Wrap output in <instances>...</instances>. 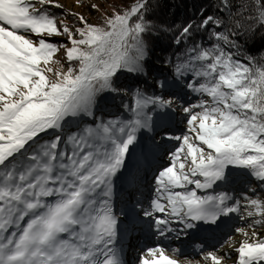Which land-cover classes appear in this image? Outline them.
Wrapping results in <instances>:
<instances>
[{
	"label": "snow or ice",
	"instance_id": "snow-or-ice-1",
	"mask_svg": "<svg viewBox=\"0 0 264 264\" xmlns=\"http://www.w3.org/2000/svg\"><path fill=\"white\" fill-rule=\"evenodd\" d=\"M150 3L134 0L106 13L99 3L75 0L103 19L93 24L70 13L81 25L74 28L50 11L63 8L58 0H0V264H124L116 246L121 217L132 231L157 238L139 264H264V199L228 190L198 194L228 183L233 169L264 186V65L240 56L243 26L228 28L219 7L176 29L172 81L151 85L161 94L137 89L134 104L125 106L130 118L65 130L95 117L106 94H120V74H146L148 41L154 29L164 31L148 18ZM220 5L229 13L244 9L253 33L264 28V0ZM61 50L66 70L55 58ZM188 92L197 103L184 99ZM181 114L186 131L178 136L171 125ZM173 140L179 144L165 150L148 206L133 187L118 215L116 179L127 176L135 186L141 166L146 173ZM234 214L242 226L229 227L215 243L201 238ZM174 242L191 244L199 258Z\"/></svg>",
	"mask_w": 264,
	"mask_h": 264
},
{
	"label": "trees",
	"instance_id": "trees-1",
	"mask_svg": "<svg viewBox=\"0 0 264 264\" xmlns=\"http://www.w3.org/2000/svg\"><path fill=\"white\" fill-rule=\"evenodd\" d=\"M118 1L123 8L134 3V0ZM233 2L237 5L244 4L247 6L249 0H233ZM218 7L223 13V18L228 28H233L237 24L243 26L241 28V32L244 34L240 40L242 45L240 56L245 59L250 58L253 67L264 65V40L261 39V36H264V28H260L253 33L251 29L255 28L256 25L249 21L244 9L237 8L229 13L220 5V0H151L148 18L156 26V29L163 28L164 31L154 29L153 36L148 41L151 52L145 65L146 74L138 76L135 83L127 84L118 81V85L122 90L120 94H117L119 102L123 106L131 104L133 102V94L137 89L147 95H151L150 81L152 79H156L155 81L165 77L171 79L173 68L168 61L170 58L174 59L172 57L174 52L179 51L172 44V37L176 29L188 21L198 22L204 14L216 13ZM237 16H239V19H237ZM201 34L205 36V39L207 38V34H203L202 30ZM156 37L159 38L157 39ZM195 39L199 42L201 35H197ZM188 43L190 44L191 42ZM183 47L182 45L181 48Z\"/></svg>",
	"mask_w": 264,
	"mask_h": 264
},
{
	"label": "rangeland",
	"instance_id": "rangeland-1",
	"mask_svg": "<svg viewBox=\"0 0 264 264\" xmlns=\"http://www.w3.org/2000/svg\"><path fill=\"white\" fill-rule=\"evenodd\" d=\"M58 2L63 5V8L62 9L51 8L50 11H52L55 14V16H56V18L58 20H61L64 23L69 24L70 26H72L74 28H78L81 25L76 22L74 16L69 15L70 13L80 12V13L84 14L87 17V19L89 20L90 23H93V24L98 23V22H100L103 19L102 13L90 10L87 7H83V8L77 7L76 4H75V0H58ZM85 2L86 3H99V4H101L102 11L106 12V13H111L113 11L114 7H118V8H121V9L123 8L118 3L119 2L118 0H85ZM54 42L60 44L61 46L65 45V44H67L69 47L71 46L70 43L67 41V39L65 37H56ZM55 58L58 59V60H61L65 64V70H66L67 62H66V60L64 58L63 50H61L59 53H57ZM53 67L54 68H59V65H53ZM137 79H138V75L129 74L127 72H123L122 74H120L118 81L119 82L121 81L122 83L125 82L127 84H131L132 82L135 83V81ZM157 79H159V78H157ZM155 80L156 79H152L150 81L151 82L150 84L152 85ZM159 80H163V79H159ZM168 80L171 82L172 78L168 79ZM151 85H150L151 95H153V94H157L158 95V94L162 93V90L159 87L153 88V87H151ZM172 90H175V89H172ZM184 99L189 101L192 104H195V103L198 102V100L200 98L196 94H190V92H188V94L186 96H184ZM132 104H134V97H133V102L131 104L129 103V104H126V105H132ZM125 106H123L121 104V102H119L117 94H115V93L106 94L104 100L99 103L97 109L95 110V117L84 118L82 121H73L69 125H66V129L65 130L66 131H69V130L75 131V130H77L78 127H82L85 124H91L93 119H95L97 123L100 122V120L107 121V120L114 119V118L128 119V118L131 117L132 113ZM171 127H172L173 133L175 135L179 136V135L184 134L185 131H186V120H185L184 115L183 114L177 115L175 117ZM47 138H48L47 136L43 137V139H47ZM178 144H179L178 141H174V140L173 141H166L164 146H163V148L160 149L159 152L157 153V156L153 158V159H155L156 162H158L157 163L158 166L156 168L152 167L151 169L150 168L147 169L146 173L149 172L147 180L146 181H145V179L141 180L142 178L138 176L139 177L138 183L140 185H143L144 181L147 183L145 185L147 187V189L145 191L146 195L152 196L155 193V192H152V191H154V188H155V181H154L153 177L157 174V169H159L162 166H165L167 164V156L164 155L165 150H171V149L174 148V146H178ZM134 155H135V153L133 154L132 159H134ZM160 157H163V159H161ZM141 169H142V171L145 172V168L144 167H142ZM235 171H236V175H234V173H233V176H232V178H230V181L228 183H223V184H226L228 186H232V185L235 186L234 184H237L240 181L245 180L239 174L240 173L239 169H233V172H235ZM144 172H142V173H144ZM245 181L248 184H251V183H249L248 180H245ZM253 181L254 180H252L251 182H253ZM146 187H144V188H146ZM189 187L192 188V187H194V185L193 186H189ZM137 188H140V187H137ZM125 189H128V186H126ZM230 190L232 191V188ZM148 191H150V192L147 193ZM198 191H205V193L202 192L201 195L207 194L206 190L201 189V190H198ZM141 193L144 196V193L142 191H140V190H138L136 192V195L137 196L141 195ZM233 194L235 196H237V197H240L241 195L246 194V195L250 196L253 199H255V198L264 199V188L262 190H260V191L257 190V192H255V195H253L252 192L250 193L249 191H247L246 193H245V191H239L238 193L233 192ZM144 198L147 201H149L151 199V197L147 198L146 196H144ZM230 225L231 226H242V222L240 220H233V221L230 222ZM261 231H263V229H261ZM136 236H137L136 239L131 238L130 242L128 243L129 244V246H128L129 248L131 247L133 249H138V247L141 245V244L139 245V239L142 238L143 234L138 229L136 231ZM189 249H190V252L193 253L192 245L189 246ZM231 255L234 256V254H231ZM195 257H198V256H194V258ZM229 264H231V261L229 262Z\"/></svg>",
	"mask_w": 264,
	"mask_h": 264
},
{
	"label": "bare ground",
	"instance_id": "bare-ground-1",
	"mask_svg": "<svg viewBox=\"0 0 264 264\" xmlns=\"http://www.w3.org/2000/svg\"><path fill=\"white\" fill-rule=\"evenodd\" d=\"M190 94H195V93H191V92H190ZM136 156H137V155H136V153H135V155H134V159L131 158V160H130V166H132L133 172H135V165H136V158H135V157H136ZM157 163H158V162H156L155 159H153V161H152V166L149 167V168H150V169H151L152 167H153V168H156V167L158 166ZM142 167H144V166L142 165L141 168H142ZM142 172H144V171H142V169H140V172H139L138 176L142 178L141 180H144V179H145V181H146L149 172H148V173H145V172L142 173ZM233 173H234V175H236V171L233 172ZM145 181H144L143 185H140V184L138 183V184H136L135 186H133V185H130V184H129L128 179H127V176L120 177V178L116 179L114 187H115V189H116L117 192H118V195H117V202L119 203V205H120L121 208H124V207H125L127 201L129 200V197H128V196H129V192L133 189V187H140V188H138V190L142 191L143 193L146 191L147 187H146L145 185H146L147 183H146ZM250 183H251V184H248L245 180H242V181H240L239 183L234 184L235 186H233V185H232V186H228V185H226V184H219L218 186H215L213 190H206V192H211V191H216V192H218V191H222V190H228V191H231L230 189L232 188V191H231L232 193H233V192L238 193L239 191H245V189H249V192L251 193V190H250V189H256L255 192H257V190L260 191V190H262V189L264 188V186H261V185H260L258 182H256V181H253V182H250ZM126 186H128V189H125ZM144 187H146V188H144ZM149 192H150V191H148L147 193H149ZM152 192H154V191H152ZM202 192L205 193V191H198V194L201 195ZM145 195H146V192L144 193V196H145ZM124 196H125V197H124ZM136 196H137V195H136ZM144 196H143V194L141 193V195H138L137 197H138L139 199H141V201L143 202V204H144V206H145V205H147V203H149V201H147V200L144 198ZM145 207H147V206H145ZM233 220H238V219L236 218V215H235V214L233 215L232 218H230V219L228 220V222L233 221ZM131 231H132V230H131ZM225 231H227V229H226ZM225 231H224V232H225ZM263 231H264V229H263ZM219 238H220V237H219ZM156 240H157V238H154V242L150 240V241L148 242L149 247H153V246H154V243L156 242ZM163 243H164V245H165L166 247L169 246V242H168V241H164ZM127 246H129V244H128V243L126 244L125 241H123V242H122L121 249H125ZM178 246H182V245H180V243L177 244V245H175L174 243L171 244V247H178ZM146 247H147V246L143 247V248H142V251L139 249V251H141L142 255H143V253H144ZM184 251H185L186 253H188V254L190 255L191 258H194V255H193L192 252L188 251L186 248L184 249ZM198 258H199V257H195L194 259H198ZM126 260H130L129 257H127ZM134 261H135V258L131 259L130 262H129V264H133ZM229 262H230V261H229Z\"/></svg>",
	"mask_w": 264,
	"mask_h": 264
}]
</instances>
